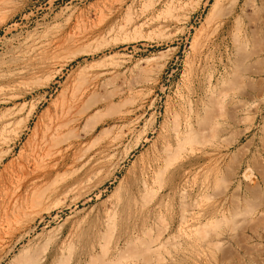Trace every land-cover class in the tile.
Masks as SVG:
<instances>
[{
  "label": "rangeland",
  "instance_id": "obj_1",
  "mask_svg": "<svg viewBox=\"0 0 264 264\" xmlns=\"http://www.w3.org/2000/svg\"><path fill=\"white\" fill-rule=\"evenodd\" d=\"M0 264H264V0H0Z\"/></svg>",
  "mask_w": 264,
  "mask_h": 264
},
{
  "label": "bare ground",
  "instance_id": "obj_2",
  "mask_svg": "<svg viewBox=\"0 0 264 264\" xmlns=\"http://www.w3.org/2000/svg\"><path fill=\"white\" fill-rule=\"evenodd\" d=\"M248 1H249V0H248ZM79 35H80V34H79ZM259 51H260V50H259ZM258 54H260V53L258 52ZM257 70H258V69H257ZM251 72H252V71H251ZM110 74H111V73H110ZM247 80H248V79H247ZM105 82H106V81H105ZM92 91H93V90H92ZM78 100H79V99H78ZM85 103H86V102H85ZM239 103H240V102H239ZM239 103H238V104H239ZM83 104H84V103H83ZM240 104H241V103H240ZM240 104H239V105H240ZM234 105H235V104H234ZM71 107H72V104L70 105V108H71ZM75 107H76V106H75ZM240 107H241V106H240ZM84 109H85V108H84ZM82 110H83V108H82ZM74 111H75V110H74ZM76 111H77V110H76ZM76 111H75V114H77ZM78 112L82 113L83 111H81V108H80V110H79ZM62 113H63V112H62ZM73 115H74V113H73ZM51 117H52V116H51ZM74 119H75V118H74ZM74 119H73V120H74ZM177 120H178V119H177ZM49 121H50V120H49ZM174 124H175V123H174ZM176 124H177V123H176ZM49 130H50V128H49ZM49 130H48V131H49ZM180 130H181V129H180ZM180 132H181V131H180ZM48 133H49V132H48ZM34 134H35V133H34ZM190 135H191V134H190ZM60 136H62V135H60ZM60 136H59V137H60ZM176 136H177L178 139H179L180 136H181V134L179 133L178 130H176ZM53 137H54V136H53ZM33 138H34V137H33ZM56 139H57V138H56ZM170 140H171V138H170ZM54 141H55V140H54ZM168 141H169V140H168ZM61 143H62V142H61ZM63 143H64V142H63ZM65 143H66V142H65ZM166 143H167V142H166ZM168 143H169V142H168ZM187 143H188V142H187ZM41 144H42V143H41ZM112 145H113V144H112ZM164 145H165V144H164ZM165 146H166V145H165ZM171 147H172V146H170V145L166 146L165 151H166L168 148H171ZM176 148H177V147H176ZM160 151H161V150H160ZM163 152H164V151H163ZM168 152H169V151H168ZM168 152H167V153H168ZM167 153H166V154H167ZM163 154H164V153H163ZM170 154H171V151H170ZM47 155H48V154H47ZM89 156H90V155H89ZM168 156H169V155H168ZM45 157H46V156H45ZM158 157H159V156H158ZM41 158H42V157H41ZM41 158H40V156H39L38 154H36V155L34 154V156H32V158H31V160L34 161V163H38L39 159H41ZM150 158H151V157H150ZM162 158H163V157H162ZM162 158H161V159H162ZM79 160H80V159H79ZM167 160H168V159H167ZM43 161H44V160H43ZM158 161H159L158 158L152 160V161L149 163V165L147 166V168L145 169V173L148 174V172L150 171V169H153V168L155 167V165L157 164ZM162 161H163V160H162ZM164 161H166V160H164ZM160 162H161V161H160ZM43 163H44V162H43ZM168 163H169V162H168ZM168 163H167V164H168ZM172 163H174L173 160H172ZM158 164H159V163H158ZM165 164H166V163H165ZM36 165H37V164H36ZM46 166H47V165H46ZM46 166H45V167H46ZM37 167H39V166L37 165ZM43 167H44V166H43ZM45 167H44V168H45ZM36 169H39V168H36ZM45 169H46V168H45ZM46 170H47V169H46ZM161 170H162V169H161ZM37 171H38V170H37ZM151 171H152V170H151ZM141 172H142V171H141ZM155 172H156V171H155ZM38 173H39V172H38ZM45 174H46V173H45ZM160 174H161V173H160ZM160 174H159V175H160ZM165 174H166V173H165ZM246 174H247V173H246ZM143 175H144V174H143ZM161 175H162V174H161ZM163 175H164V174H163ZM140 177H141V175H140ZM146 178H147V177H146ZM170 178H171V177H170ZM136 179H137V178H136ZM138 179H140V178H138ZM142 179H143V178H142ZM161 179H162V178H161ZM162 180H163V179H162ZM136 181H137V180H136ZM145 181H146V179H145ZM146 182H147V181H146ZM148 184H149V183H148ZM136 186L139 188V185H136ZM136 186H135V187H136ZM144 186H145V188H147L146 183H145ZM166 186H167V185H166ZM145 188H144V189H145ZM133 190H135V189H133ZM226 190H227V189H226ZM42 193H44V192H42ZM229 193H230V192H229ZM143 195H144V194H143ZM43 197H44V196H43ZM128 200H129V199H128ZM183 217H184V216H183ZM216 220H217V219H216ZM216 236H217V235H216ZM202 238L205 239L206 237H202ZM207 238H209V237L207 236ZM207 238H206V239H207ZM206 245H207V244H206ZM210 245H211V244H210ZM210 245H209L208 247H210ZM47 249H48V248H47Z\"/></svg>",
  "mask_w": 264,
  "mask_h": 264
}]
</instances>
